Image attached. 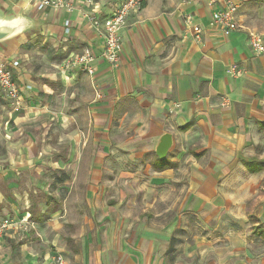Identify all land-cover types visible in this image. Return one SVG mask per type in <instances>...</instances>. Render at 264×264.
Returning <instances> with one entry per match:
<instances>
[{
	"label": "crops",
	"instance_id": "obj_1",
	"mask_svg": "<svg viewBox=\"0 0 264 264\" xmlns=\"http://www.w3.org/2000/svg\"><path fill=\"white\" fill-rule=\"evenodd\" d=\"M68 1L70 11H39L31 0L13 11L30 24L40 14L41 36L62 59L91 45L93 74L31 63L18 48L28 30L0 44L20 61L24 94L0 154V223L31 226L4 231L0 264H47L52 251L79 258L86 238L64 226L93 210L111 214L115 256L166 264L178 251L192 264H264V57L248 35L264 34V0H232L240 27L228 36L208 25L225 0H144L121 30L118 68L100 56L103 36L87 17L110 14L116 0H101L98 11ZM188 13L200 40L186 28ZM166 132L173 143L161 159ZM61 208L69 216L59 220Z\"/></svg>",
	"mask_w": 264,
	"mask_h": 264
},
{
	"label": "built area",
	"instance_id": "obj_2",
	"mask_svg": "<svg viewBox=\"0 0 264 264\" xmlns=\"http://www.w3.org/2000/svg\"><path fill=\"white\" fill-rule=\"evenodd\" d=\"M34 7L39 10L51 8L54 11L61 9L72 10L68 0H31ZM84 4L98 11L101 8V0H82ZM144 0H116L113 2L112 12L101 16L93 14L87 16L92 26L103 36V44L100 56L107 61L113 68L121 65L122 58V37L121 30L127 22V18L132 11L138 12L143 6ZM226 5L223 9L212 12L208 25L210 29L218 30L224 35H231L240 27L237 19V6L232 0H225ZM112 6V3H111ZM186 28L192 29L197 40L201 39L202 28L193 24L194 16L190 13L184 15ZM70 22L66 21V31L69 32ZM249 42L253 52L258 56L264 57V39L262 34L257 31H249ZM98 58L97 53L91 45L86 46L78 55L71 54L64 59L67 68H77L89 74L96 70L94 65ZM20 66L18 59H9L0 56V132L3 130V111L6 102H10L17 108L23 104L21 88L15 76V70ZM233 75L240 74V69L234 65L230 68ZM30 222L27 219L5 218L0 223V235L8 228H22ZM57 264H62L58 259Z\"/></svg>",
	"mask_w": 264,
	"mask_h": 264
},
{
	"label": "rangeland",
	"instance_id": "obj_3",
	"mask_svg": "<svg viewBox=\"0 0 264 264\" xmlns=\"http://www.w3.org/2000/svg\"><path fill=\"white\" fill-rule=\"evenodd\" d=\"M23 1H25V0H0V8H2V7L4 8V6H2V4H5L8 6V9L6 11V15H4V16L9 17V18L15 16V12L13 11V6H15L16 4H19ZM32 17H33L32 18L33 21L35 20L34 24L32 22L24 31H22L21 33H19L18 35L13 37V38H15V37L18 38L21 36H25L26 34L28 35L27 42L24 43L23 45L18 46L19 52H22V51L28 52L30 54L29 61L31 63L41 61L42 65H44L42 67L45 70H50V68H53V70L58 69L64 73L66 70H68V68L64 62L65 58L62 59V55L58 54L59 52L54 53L51 44H49V42L46 41V39H44L45 35L41 36L40 27H41L42 22L38 21V20H40V14H35ZM26 30H28V31H26ZM25 31H26V33L24 35ZM257 32H259V31H257ZM259 33L262 34L261 32H259ZM262 36L264 39V34H262ZM9 40L10 39L2 41V42H0V44H6ZM249 44H250V42H249ZM85 47H83L82 49H79V50H73L74 51L73 55L74 54L78 55L79 53H81L83 51V49ZM8 51L9 50H7V49L5 51L0 50V56H4L8 53H11ZM68 55L69 54H67V56ZM37 57H40V58H37ZM55 60L58 61L56 63V64H58V67H55V62H56ZM50 61L54 65H50ZM27 67L32 68V66L30 64ZM23 98H24V94H23ZM5 103H6V106H5L3 112H6V114L4 115V117L2 119L3 120V130L0 132V154L1 153H5V154L7 153L6 146L5 147L3 146V142H5L8 139H12L13 131H11V123H12L13 119L11 117V114L13 112H16L17 114L23 112L22 108H17L15 105L11 104L10 102L5 101ZM68 211L69 210H66L64 208H61L60 210H58V212L56 213L57 219H59V220L61 218L64 219L66 217V214H67V216H69ZM110 215L111 214H105V215H103L104 216L103 217L101 214H97L96 210H93V211H89V214L86 217H84L83 220H81V221L75 222L73 224L72 223H65L66 226H64V229L66 228V230H68L70 228V230H73V231L83 232V234L81 236H84L86 238L85 245H86L87 249L83 248V254L79 255L78 256L79 258H77V256H74L72 254V252H70L68 254V256H66L61 251H52V253L48 257L47 264H57L56 262H58V259L62 260V264H66V262L67 263L71 262L72 264H80V263L81 264H144V261L146 259L143 261L142 258H140L138 256L134 257L133 260H131L129 257L115 256L114 255V253L112 252V225H111L112 220H111ZM11 218L13 219V217H11ZM90 219L94 220V222L91 221L93 224L91 226L88 225V221ZM30 227H31L30 224H28L27 226H24L22 228L8 227L7 229H13V230H18V231L24 230L25 231V230H28ZM198 228H201V227H198ZM96 230L98 231L99 235H98V233H96ZM201 230H202V232H204L203 228H201ZM3 233L1 235H3ZM65 233L67 234V231H65ZM104 233H105V235H104ZM180 234H184L187 237L188 230H186L185 233H180ZM90 236L92 237V239H89ZM96 236L98 237V240H96ZM121 243L125 244V242H123V240L121 241ZM81 245H83V243H81ZM98 250H100V251H98ZM168 253H169V249L165 250V255H167ZM177 253H178V251L175 254L173 253L169 256H166L165 257L166 264H192V263H189V261H191V260L188 261V259L184 258L183 256L179 257V259H178V256H176ZM148 264H152V261L150 262L149 258H148Z\"/></svg>",
	"mask_w": 264,
	"mask_h": 264
},
{
	"label": "water",
	"instance_id": "obj_4",
	"mask_svg": "<svg viewBox=\"0 0 264 264\" xmlns=\"http://www.w3.org/2000/svg\"><path fill=\"white\" fill-rule=\"evenodd\" d=\"M29 25V19L24 16H13L9 18L2 16L0 13V42L18 35ZM172 143L173 135L171 133L166 132L161 135L156 146V154L159 158H166Z\"/></svg>",
	"mask_w": 264,
	"mask_h": 264
}]
</instances>
